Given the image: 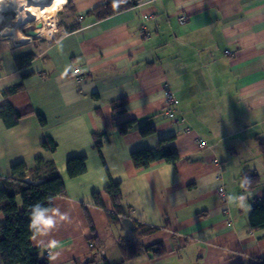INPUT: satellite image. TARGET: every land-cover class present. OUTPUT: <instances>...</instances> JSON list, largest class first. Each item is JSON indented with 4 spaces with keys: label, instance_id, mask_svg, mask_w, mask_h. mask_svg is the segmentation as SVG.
Wrapping results in <instances>:
<instances>
[{
    "label": "crops",
    "instance_id": "crops-1",
    "mask_svg": "<svg viewBox=\"0 0 264 264\" xmlns=\"http://www.w3.org/2000/svg\"><path fill=\"white\" fill-rule=\"evenodd\" d=\"M110 1L64 0L52 36L19 44L0 39V105L24 114L12 127L0 119V175L42 157L56 163L66 186L39 215L33 245L49 252L51 264L90 257L93 235L106 258L97 254L92 264L122 262L123 238L161 243L164 250L141 252L125 264L264 261V227L250 220L264 198V0H136L101 16L97 8ZM28 53L36 56L20 67L16 59ZM19 83L18 91L4 92ZM123 98L124 109L115 110L113 102ZM130 119L136 122L129 132L114 128ZM149 126L155 131L141 134ZM104 131L108 139L98 151L94 134ZM49 137L54 151L44 147ZM168 137L176 163L134 164V151ZM81 155L87 170L70 177L67 160ZM246 169H256L261 182L244 191ZM111 180L122 192L118 224L92 198L100 191L111 209L105 192ZM142 225L156 229L141 234Z\"/></svg>",
    "mask_w": 264,
    "mask_h": 264
},
{
    "label": "trees",
    "instance_id": "trees-1",
    "mask_svg": "<svg viewBox=\"0 0 264 264\" xmlns=\"http://www.w3.org/2000/svg\"><path fill=\"white\" fill-rule=\"evenodd\" d=\"M136 3V0H115L110 1L104 6L97 8L101 16H108L120 10L128 8ZM36 53H28L16 59L20 67L29 66ZM23 87L22 83L5 90V93L18 91ZM125 99H119L113 102V107L117 111L124 109ZM24 114L18 111L12 104L3 103L0 105V119L8 127L16 125ZM40 120L46 124L47 120L40 115ZM135 119L127 120L123 123H114V128L121 133L129 132L135 125ZM155 131L154 126L144 127L141 134L148 135ZM106 131L94 134L95 147L101 150L107 141ZM44 147L49 150H56L57 142L49 137L44 141ZM259 148L264 153V141L259 143ZM132 159L137 167H148L157 160L176 163L179 160V153L172 144V137L164 138L161 142L152 148L139 149L132 153ZM87 157L70 156L67 160V171L70 177H77L87 170ZM32 178H43L38 182L26 180V176ZM261 182L260 173L256 169H246L243 172L242 189L244 191L255 189ZM109 194L113 206L107 208L100 191L93 193L94 204L107 210L110 223L118 224L121 216L124 214L122 206V192L120 182L111 180L105 188ZM66 194V186L62 179L57 165L53 160H46L39 157L35 166L28 167L26 163L20 162L12 167L10 176L0 175V213L5 215V219L0 223V260L3 264H51L50 258L42 254L39 248L35 247L31 241L32 237L40 230L39 215L49 210L53 206V198ZM253 228L264 227V198L253 205L250 216ZM94 228V226H93ZM141 234L152 232L156 227H144ZM93 244V254L78 264H92L97 257L105 259L104 254L100 253V239L97 235L91 237ZM119 245L123 252V261L119 264H125L127 259L141 253L154 250L155 255L164 252L161 243L153 246H143L138 239L120 240ZM97 254H99L97 256ZM99 258V259H100ZM257 264H264L260 261Z\"/></svg>",
    "mask_w": 264,
    "mask_h": 264
},
{
    "label": "bare ground",
    "instance_id": "bare-ground-1",
    "mask_svg": "<svg viewBox=\"0 0 264 264\" xmlns=\"http://www.w3.org/2000/svg\"><path fill=\"white\" fill-rule=\"evenodd\" d=\"M63 3L64 0H0V15L5 11L0 19V38L13 43H22L29 39L25 34L20 35L21 25L28 19L43 22L38 36H52L57 23L56 14Z\"/></svg>",
    "mask_w": 264,
    "mask_h": 264
},
{
    "label": "built area",
    "instance_id": "built-area-1",
    "mask_svg": "<svg viewBox=\"0 0 264 264\" xmlns=\"http://www.w3.org/2000/svg\"><path fill=\"white\" fill-rule=\"evenodd\" d=\"M181 21L182 22H185L186 21V15H182ZM165 92L167 94V101L169 103L173 102L175 100L173 94L171 92H169L168 89H166ZM170 114L173 115L172 112ZM198 141H199V143H200L201 146H205L206 145V141L204 139L199 138ZM218 195H219V197L221 199H223V200L226 199V191H225V189L223 187L219 189ZM48 254H49V252H47V255Z\"/></svg>",
    "mask_w": 264,
    "mask_h": 264
},
{
    "label": "rangeland",
    "instance_id": "rangeland-1",
    "mask_svg": "<svg viewBox=\"0 0 264 264\" xmlns=\"http://www.w3.org/2000/svg\"><path fill=\"white\" fill-rule=\"evenodd\" d=\"M5 12V11H4ZM4 12H3V14H4ZM3 14L2 15H0V19H2L3 18ZM6 14H7V12H6ZM9 14V13H8ZM56 20H57V14H56ZM37 22H39L38 20H36V19H28V21H26L25 23H22V25H21V31H20V35L22 36V34H25V35H27V33H26V31L28 30V29H30V28H33L35 25H36V23ZM56 25H57V23H56ZM27 36H29V35H27ZM1 37V36H0ZM8 37V36H7ZM6 38V37H5ZM37 38H42L41 36H29V40L30 39H37ZM0 39H2V38H0ZM15 44H19V43H15Z\"/></svg>",
    "mask_w": 264,
    "mask_h": 264
},
{
    "label": "water",
    "instance_id": "water-1",
    "mask_svg": "<svg viewBox=\"0 0 264 264\" xmlns=\"http://www.w3.org/2000/svg\"><path fill=\"white\" fill-rule=\"evenodd\" d=\"M43 26V22L39 21L36 23V25L33 28H30L26 31L27 35H31V36H38V31L40 30V28Z\"/></svg>",
    "mask_w": 264,
    "mask_h": 264
}]
</instances>
